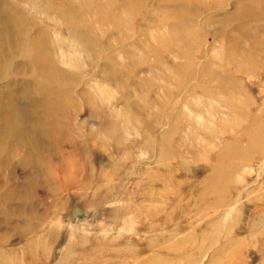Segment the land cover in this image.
<instances>
[{
    "label": "rangeland",
    "instance_id": "1",
    "mask_svg": "<svg viewBox=\"0 0 264 264\" xmlns=\"http://www.w3.org/2000/svg\"><path fill=\"white\" fill-rule=\"evenodd\" d=\"M221 255L264 264V0H0V264Z\"/></svg>",
    "mask_w": 264,
    "mask_h": 264
},
{
    "label": "bare ground",
    "instance_id": "2",
    "mask_svg": "<svg viewBox=\"0 0 264 264\" xmlns=\"http://www.w3.org/2000/svg\"><path fill=\"white\" fill-rule=\"evenodd\" d=\"M259 141V140H258ZM257 141V142H258ZM240 142V141H239ZM253 148L248 144V143H245V144H239L238 145V147H233L231 150H229L230 151V156L232 155V156H237L238 158H240V159H242V160H247V161H249V159H250V157L254 154V150H252ZM228 151V152H229ZM228 152H227V154H228ZM229 169H227L226 170V172H224L223 171V173H225L224 174V176L225 177H227L228 175H231V172L233 171V168H235L236 167V165H235V163L233 164V163H230L229 164ZM241 167H243V165L242 166H240V168ZM238 168H239V166H238ZM238 170V169H237ZM236 171V170H235ZM216 172H217V174L214 176V178L213 179H215V180H212V184H213V188L215 189V185H216V183L218 182V180L222 177V172L221 171H217L216 170ZM215 190H211V192H214ZM218 194V193H217ZM236 239V238H235ZM236 241V240H235ZM234 241V242H235ZM225 246H226V244H225ZM228 246V245H227ZM234 249V248H233ZM237 251V250H236ZM230 254H233V252L232 253H230ZM224 256H225V254H224ZM224 256H220L219 258H223L222 260L221 259H219L218 260V262H216V260H213V261H211V263L213 264V263H215V264H222L223 262H225V258H224ZM232 256V255H231ZM231 264H236V262H231Z\"/></svg>",
    "mask_w": 264,
    "mask_h": 264
}]
</instances>
